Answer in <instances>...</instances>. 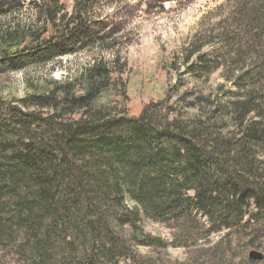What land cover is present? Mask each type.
I'll return each instance as SVG.
<instances>
[{
    "label": "trees",
    "instance_id": "16d2710c",
    "mask_svg": "<svg viewBox=\"0 0 264 264\" xmlns=\"http://www.w3.org/2000/svg\"><path fill=\"white\" fill-rule=\"evenodd\" d=\"M112 4L0 0V77L97 55L64 79L54 68L32 78L21 98L0 97V264H151L136 246L163 242L143 219L182 240L193 227L204 239L222 228L225 240L264 239V0H231L224 56L200 53L204 42L183 59L193 77L222 68L233 91L180 82L137 117L127 60L97 19Z\"/></svg>",
    "mask_w": 264,
    "mask_h": 264
},
{
    "label": "rangeland",
    "instance_id": "374dc122",
    "mask_svg": "<svg viewBox=\"0 0 264 264\" xmlns=\"http://www.w3.org/2000/svg\"><path fill=\"white\" fill-rule=\"evenodd\" d=\"M155 1L112 0L113 4L104 7L97 17L105 22L106 32L113 33L118 51L127 60L128 114L137 117L145 105L164 98L165 93H170V88L180 82L206 94H214L219 84L233 91L232 86L223 79L222 68L198 78L190 76L186 73V67L182 66L185 56L192 50L200 49L204 42L211 43L203 47L200 53L224 54L218 38L219 22L230 15L231 0H190L162 6H156ZM60 2L70 10L72 0ZM29 17V12L22 11L24 21ZM7 23L8 20L2 21V24ZM87 53L63 57L54 65H48L45 71L31 68L24 73L0 77V97H23L26 82L46 74L51 68H54L52 78L55 80L73 75L93 57H97L94 52ZM104 56L110 58L109 55ZM195 61L196 56L191 58L189 65H194ZM201 218L204 222V218ZM143 220L144 233L163 242L162 248L136 246L139 256L151 264H264V260L251 262L248 258L250 251L264 256V239L249 240L247 234L237 233L233 240H225L223 228L220 231L213 229L204 239L203 231L193 227L188 235L189 240H182L180 237L183 236L175 227L171 229L163 223ZM207 229L208 226L204 232Z\"/></svg>",
    "mask_w": 264,
    "mask_h": 264
},
{
    "label": "water",
    "instance_id": "95a60500",
    "mask_svg": "<svg viewBox=\"0 0 264 264\" xmlns=\"http://www.w3.org/2000/svg\"><path fill=\"white\" fill-rule=\"evenodd\" d=\"M248 258L253 262H262L264 260L263 254L256 251H251Z\"/></svg>",
    "mask_w": 264,
    "mask_h": 264
}]
</instances>
